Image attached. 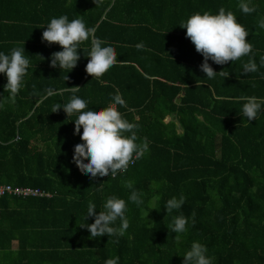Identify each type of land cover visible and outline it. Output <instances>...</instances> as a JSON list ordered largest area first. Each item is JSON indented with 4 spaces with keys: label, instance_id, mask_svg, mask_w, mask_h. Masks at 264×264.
I'll use <instances>...</instances> for the list:
<instances>
[{
    "label": "trees",
    "instance_id": "16d2710c",
    "mask_svg": "<svg viewBox=\"0 0 264 264\" xmlns=\"http://www.w3.org/2000/svg\"><path fill=\"white\" fill-rule=\"evenodd\" d=\"M239 3L0 0V51L10 54L25 42L30 60L14 102L0 74V185L44 193L0 195V261L5 255L10 264H37L46 250L53 264H69V256L79 262L83 254L97 264L117 256L119 264H183L191 244L199 242L214 264H264V114L249 123L238 101L241 96L264 98V67L243 75L244 64L254 59L259 66L264 56V30L257 26L264 0H252L257 9L252 14L240 11ZM221 7L249 32L246 40L253 51L226 65L209 61L217 73L229 74L209 79L200 70L203 56L179 25L197 12L218 14ZM62 15L70 21L82 16L97 38L115 45L118 63L101 78L85 71L89 58L83 49H90V40L81 45V59L68 73L52 68L49 60L32 59L34 53L62 49L43 48L42 38L17 34L19 26L43 33L42 26ZM139 43L143 50L137 49ZM68 87H79L75 95L94 110L108 107L119 90L126 107L118 110L139 124L137 142L147 138L149 144L127 172L92 179L73 162L74 146L82 142L74 134L77 116L68 117L63 109L52 112L54 104L70 100ZM47 89L55 94L47 97ZM125 181L143 193L142 206L129 201L132 189ZM113 195L126 201L130 227L118 238L90 239L80 226L88 202L103 211ZM181 195L186 198L182 208L167 213L165 203ZM179 215L188 218V231L178 244L172 225ZM93 222V217L86 220ZM15 241L18 249H13Z\"/></svg>",
    "mask_w": 264,
    "mask_h": 264
},
{
    "label": "clouds",
    "instance_id": "9594fccd",
    "mask_svg": "<svg viewBox=\"0 0 264 264\" xmlns=\"http://www.w3.org/2000/svg\"><path fill=\"white\" fill-rule=\"evenodd\" d=\"M102 0H95L100 3ZM244 14L256 12V7L252 5V0H240L238 5ZM180 27L186 29V38L190 39L195 46L197 53L203 56V63L200 70L209 79H214L217 74L227 78L228 73L220 71L217 73L209 61L216 65H226L228 62H235L243 56H248L253 51L250 41L246 40L249 32L237 22V18L232 11H225L221 7L218 14L210 12L195 13ZM258 29L264 30V17L258 20ZM42 42L48 45L58 44L62 50L54 52L50 57V66L60 70L71 72L81 59L78 51L81 45L89 41L90 49H83L86 57L89 58L85 66L87 74L93 79L101 78L111 67L118 63L115 45L97 38L94 27H88L83 17L69 20L67 15L52 18L50 22L42 26ZM138 50L144 49V44L136 45ZM25 42L23 46L13 48L10 54L0 51V74L6 77L7 83L4 85V92H8V99L15 101L16 96L24 86L25 77L30 66V60L24 55ZM259 67H264V56L260 57L259 66L255 60H250L243 66V75L257 72ZM73 93L70 100L61 105H53L52 112L60 109L66 115H76L74 120V134H78L82 142L74 146L73 162L79 170L88 174L90 178L111 177L115 179L121 173L128 171L130 164L136 159L142 158L149 151L147 138L142 143H138L137 132L139 124L125 119L118 110V106L126 107L119 90L112 96V103L105 108L90 109L89 101L75 95L79 87H68ZM53 89L46 90V96L54 95ZM2 97V96H0ZM238 101L242 103V116L246 117L250 123L264 114V98L256 96H241ZM3 102H0V109H3ZM81 127L83 131L81 132ZM87 158V159H86ZM125 187L132 189L129 201L140 207L144 204L143 193L133 189L132 181H125ZM186 198L181 195L179 198L172 197L165 205L167 213L180 210ZM96 204L90 200L84 223L81 227L90 232V239L101 238L105 235L110 237H121L130 227L127 218V203L124 199L117 196H110L103 203V211L97 212ZM148 215V214H147ZM93 217V223H86L87 218ZM119 220V226L116 222ZM188 218L183 215L174 217L172 231L176 233V242L179 244L182 235L185 234ZM105 264H119V257L107 259ZM183 264H214V258L208 256V249L199 242H193L190 249L183 256Z\"/></svg>",
    "mask_w": 264,
    "mask_h": 264
},
{
    "label": "crops",
    "instance_id": "0c3cea01",
    "mask_svg": "<svg viewBox=\"0 0 264 264\" xmlns=\"http://www.w3.org/2000/svg\"><path fill=\"white\" fill-rule=\"evenodd\" d=\"M19 27H20V30L17 31V34L37 36V37L42 38V31H39V33H36V31L26 32L25 30L22 29V26H19ZM40 46L43 48H47V49H53V51H55L57 49H61V47L58 44L48 45L46 42H42V41L40 42ZM25 56H26V53H25ZM50 57H51V55L46 54V53H38V54L34 53V57L32 59H40V60H49L50 61ZM182 95H184V93H182L181 96ZM170 120H171V117L168 116L166 118V122H168ZM13 249H18V242L17 241H15L13 243ZM40 254H41L40 255L41 257L39 258V261L37 264H53V262L51 261L53 258L52 252H49L46 250H41ZM53 254H55V256L59 257L56 252H54ZM69 258L71 261L69 264H97L91 256H88L86 254H83V256L81 257L79 262H78V260H76L73 257L69 256ZM0 264H10L5 255L2 256V260L0 261ZM11 264H13V263H11Z\"/></svg>",
    "mask_w": 264,
    "mask_h": 264
},
{
    "label": "built area",
    "instance_id": "2783aa9c",
    "mask_svg": "<svg viewBox=\"0 0 264 264\" xmlns=\"http://www.w3.org/2000/svg\"><path fill=\"white\" fill-rule=\"evenodd\" d=\"M15 194L21 197H30V196H42L44 193L35 188L31 187H20V186H12V185H0V195L4 194Z\"/></svg>",
    "mask_w": 264,
    "mask_h": 264
}]
</instances>
